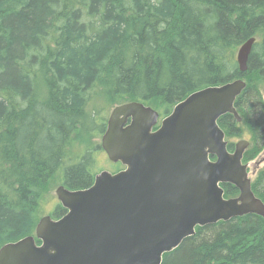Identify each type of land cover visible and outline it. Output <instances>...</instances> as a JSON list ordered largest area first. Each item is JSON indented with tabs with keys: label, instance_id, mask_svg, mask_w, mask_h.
I'll return each instance as SVG.
<instances>
[{
	"label": "trees",
	"instance_id": "trees-1",
	"mask_svg": "<svg viewBox=\"0 0 264 264\" xmlns=\"http://www.w3.org/2000/svg\"><path fill=\"white\" fill-rule=\"evenodd\" d=\"M252 36L240 72L234 53ZM239 77L249 78L234 103L241 120L226 113L218 123L227 136L251 124L257 141L264 0H0V247L34 233L53 182L72 190L93 183L92 152L101 146L90 136L105 130L97 121L105 106L140 101L168 114L193 91ZM221 186L225 197L239 193ZM251 187L264 201V167ZM65 212L58 203L52 216ZM195 231L161 264H264L260 215Z\"/></svg>",
	"mask_w": 264,
	"mask_h": 264
},
{
	"label": "water",
	"instance_id": "water-1",
	"mask_svg": "<svg viewBox=\"0 0 264 264\" xmlns=\"http://www.w3.org/2000/svg\"><path fill=\"white\" fill-rule=\"evenodd\" d=\"M255 41L249 37L237 48L240 72L248 68ZM245 87L239 77L193 91L156 128L153 107L116 105L101 147L124 168L101 170L86 188L58 185L66 212L40 217L34 234L1 245L0 264H161L196 226L250 213L264 217L250 162H243L249 141L239 139L229 150L218 123L226 113L241 120L234 103ZM223 183L237 187L238 195L225 197Z\"/></svg>",
	"mask_w": 264,
	"mask_h": 264
},
{
	"label": "rangeland",
	"instance_id": "rangeland-1",
	"mask_svg": "<svg viewBox=\"0 0 264 264\" xmlns=\"http://www.w3.org/2000/svg\"><path fill=\"white\" fill-rule=\"evenodd\" d=\"M237 49L235 50L234 53V58H235V54H236ZM242 79H244L247 82V79H249L248 77H243ZM258 85L260 86V90H259V95L262 99V101L264 102V80L262 81V79L259 80ZM99 105H103L105 103L104 100H99L98 101ZM118 104H113L110 106H105L104 110H102L97 118V121H101L104 120L105 124L107 122V119L109 117V114L111 112V110ZM153 107V106H151ZM154 109H156L159 112V119H158V125L161 121V119L166 115V114H162V110H159L155 107H153ZM240 128H241V133L239 135H233V136H225V139L228 142H233L234 144L242 138H245L246 140L249 141V145H248V150H253V145L256 144L257 141H253L252 135L254 132V126H252L251 124L248 123H241L240 124ZM104 132V131H103ZM103 132H98V131H92V136H90V141H92L93 144H101V137ZM82 147L84 145H81ZM101 146V145H100ZM256 146L258 147V152L255 155V157L251 160H247L244 163L250 162L249 167H248V171H249V176L251 177V183L255 180L258 171L264 167V143L262 140H260L259 144H256ZM92 157L94 159V164L91 167V171L93 173H99V171L101 170H108L110 172H116L120 169H123L124 166L121 165L118 162H112L110 161V159L108 158L106 152L101 148L98 149H94L92 152ZM244 161V160H243ZM258 162V163H257ZM259 165V166H258ZM60 185V182H56L50 186L49 190L46 191L43 194V197L40 200L39 203V207H38V213L37 215L39 217L45 216V215H51L54 212V208L56 207V205L59 203V200L56 196L55 193V189L56 187Z\"/></svg>",
	"mask_w": 264,
	"mask_h": 264
},
{
	"label": "flooded vegetation",
	"instance_id": "flooded-vegetation-1",
	"mask_svg": "<svg viewBox=\"0 0 264 264\" xmlns=\"http://www.w3.org/2000/svg\"><path fill=\"white\" fill-rule=\"evenodd\" d=\"M264 106V102L262 103ZM262 109H264V107H262ZM255 130L256 132H258V137H257V141L260 142V140L263 141L264 143V125H256L255 126ZM245 139V138H244ZM259 147V146H258ZM264 151V149H263ZM259 166V165H258ZM60 217V216H59ZM59 217H53L54 219H57Z\"/></svg>",
	"mask_w": 264,
	"mask_h": 264
}]
</instances>
